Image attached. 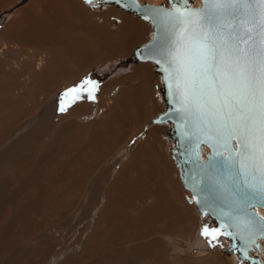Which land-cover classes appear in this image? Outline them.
<instances>
[{
    "label": "bare ground",
    "instance_id": "6f19581e",
    "mask_svg": "<svg viewBox=\"0 0 264 264\" xmlns=\"http://www.w3.org/2000/svg\"><path fill=\"white\" fill-rule=\"evenodd\" d=\"M0 13V264H233L198 239L166 127L150 122L159 74L132 57L148 21L83 0H0ZM86 77L95 102L59 112Z\"/></svg>",
    "mask_w": 264,
    "mask_h": 264
},
{
    "label": "snow or ice",
    "instance_id": "6c2138e0",
    "mask_svg": "<svg viewBox=\"0 0 264 264\" xmlns=\"http://www.w3.org/2000/svg\"><path fill=\"white\" fill-rule=\"evenodd\" d=\"M84 2L95 8L108 0ZM166 2L167 8L144 6L157 32L140 55L165 73L184 136L196 141L195 158L200 160V145L206 144L212 150L209 163L219 157L228 171L230 190L210 182L228 195L222 215L230 223L209 227L205 222L199 235L213 248L222 236L238 238L245 245L241 255L250 260L248 249H259L257 240L264 239V217L256 216V209L264 210V0H201L200 9L189 0ZM99 89L98 81L86 77L58 97V111L85 97L95 102ZM198 187L192 194L200 206Z\"/></svg>",
    "mask_w": 264,
    "mask_h": 264
},
{
    "label": "water",
    "instance_id": "95a60500",
    "mask_svg": "<svg viewBox=\"0 0 264 264\" xmlns=\"http://www.w3.org/2000/svg\"><path fill=\"white\" fill-rule=\"evenodd\" d=\"M84 2V0H83ZM191 6L194 9H200L202 7L201 0H199L198 5H194L192 0H189ZM85 3V2H84ZM108 4H113L120 9L127 11L129 13L138 15L142 20L148 21L150 24L151 40L144 48H135L132 51V57L135 61H144L140 55L141 50L145 49L146 46L152 44L155 41V34L157 32V26L154 25L149 19L145 18L144 6L148 5L152 8L160 7L164 5L165 8L168 7L166 0L158 4H138L136 0H108ZM101 5V4H100ZM139 7H138V6ZM156 72L159 74L160 84H161V100L163 109L157 113L150 122L153 124H163L167 130L168 140L172 144V160L175 163L178 178L184 190L187 192V201H191L196 209L199 218L203 223H207L209 227H220L224 223H230L226 221L222 215L223 212L228 211V204L230 200L226 192L218 187L215 183L210 181H219L220 184L229 190L232 188L231 182L228 180V171L220 166V158L217 157L215 161L209 163L210 156L212 155V150L206 145L201 144L199 148L200 160L195 158V148L194 144L196 141L188 140L184 136V121L180 114L175 110L173 103H170V92L164 84L165 73L162 71L161 66L157 65L151 60ZM156 89V86H155ZM160 121V122H157ZM235 147V142L233 143ZM208 167L205 168V164ZM197 188L199 198L204 201V203L198 206L193 198L192 191L194 187ZM206 188V191H200V189ZM257 218L264 217V210L256 209ZM229 231L235 232V229H228ZM264 242V239L257 240ZM220 245H223L221 247ZM221 251H226L232 254L233 264H253V261H257L258 264H263L260 257H264L262 250L256 249L254 246L248 249V255L252 258L250 260H245L241 255L244 250L245 245H243L238 238L229 239L225 237H220L218 244Z\"/></svg>",
    "mask_w": 264,
    "mask_h": 264
},
{
    "label": "rangeland",
    "instance_id": "374dc122",
    "mask_svg": "<svg viewBox=\"0 0 264 264\" xmlns=\"http://www.w3.org/2000/svg\"><path fill=\"white\" fill-rule=\"evenodd\" d=\"M10 8H11V7H10ZM10 8H8V10H11ZM0 14H1V13H0ZM128 59H129V58H128ZM129 65H130V63H129ZM174 176H175V174H174ZM175 177H176V176H175ZM182 196H183V199L185 200L184 203H185L186 205H188V206H191V204H189L188 202H186V198H187L188 195H185V194L182 192ZM193 215H194V213H193ZM200 221H202V220L199 218V222H200ZM203 224H204V223H203ZM203 224H202V225H203ZM200 228H201V227H199V229H200ZM199 229H198V230H199ZM198 230H197V232H199ZM198 235H199V233H198ZM198 239H199L200 241L205 242L204 239H203L200 235H199V238H198ZM205 244H206V243H205ZM205 244H204V245H205ZM216 249L219 250V253H220L222 256H224V257H228V258L230 257V253L226 252L225 250H224V251H221L218 245H217V247H215V248H213V247H209L208 245L206 246V251H208L207 253L215 252ZM189 253L192 254V255L194 254L193 257H196V256H197V253L195 254V253L190 252V251H189Z\"/></svg>",
    "mask_w": 264,
    "mask_h": 264
}]
</instances>
